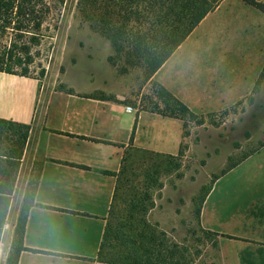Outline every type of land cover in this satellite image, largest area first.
Returning <instances> with one entry per match:
<instances>
[{
    "label": "rangeland",
    "instance_id": "1",
    "mask_svg": "<svg viewBox=\"0 0 264 264\" xmlns=\"http://www.w3.org/2000/svg\"><path fill=\"white\" fill-rule=\"evenodd\" d=\"M45 3L48 13L41 27L40 44L31 50L34 59L29 67V77L40 80V105L50 103L54 91L71 89L74 95L83 96L78 101L82 105H90L87 97L103 92L118 98L133 113L137 109L149 111L151 82L156 80L145 81L139 66L120 73L107 62L112 48L89 28L78 11V0ZM173 58L177 63L174 72H186L181 99L204 123L198 126L186 121L183 130L179 121L180 140L175 138L172 143L175 150L178 148L174 154H163L166 158L161 161L170 164V171L160 178L163 187L153 193L154 209L148 217L167 233L172 244L184 250L189 264H215L217 237L202 228L192 200L226 166L228 158L236 160L264 141V81L254 90L264 66V15L239 0H224ZM156 78L165 87L170 83L164 73ZM156 119L154 114L144 115V145L150 146V138L161 142L164 136L175 133L174 127L164 126L160 118L157 126ZM103 129L109 130L110 126L97 128ZM117 133L119 138L122 133ZM141 150L131 152L127 175L120 182L121 190L128 195L142 191L144 167L155 160ZM236 175L244 178L247 173ZM9 229L10 221L2 235L0 256Z\"/></svg>",
    "mask_w": 264,
    "mask_h": 264
},
{
    "label": "crops",
    "instance_id": "2",
    "mask_svg": "<svg viewBox=\"0 0 264 264\" xmlns=\"http://www.w3.org/2000/svg\"><path fill=\"white\" fill-rule=\"evenodd\" d=\"M173 55L149 81L156 80L186 104L181 99L186 72H174ZM161 73L169 78L167 87L156 78ZM41 92L37 78L0 72V118L31 126L4 227L5 231L10 221L0 264L5 263L24 206L28 210L23 246L35 251H21L17 264H106L96 258L110 209L112 203L123 208L128 193L121 190L116 176L103 172L118 173L124 158L122 180L133 151L174 154L172 143L180 140V120L138 109L127 112L111 101L90 98V105H82L78 102L82 97L60 91L53 92L50 103L40 105ZM152 114L164 126L172 125L175 133L161 142L150 138L149 146L141 142V135L144 115ZM103 125L110 129L97 130ZM117 132L122 133L119 138ZM244 173V178L236 175ZM248 181L255 184H244ZM153 209L146 219L157 225L148 217ZM199 221L207 232L217 234L215 264H264V146L214 183Z\"/></svg>",
    "mask_w": 264,
    "mask_h": 264
},
{
    "label": "trees",
    "instance_id": "3",
    "mask_svg": "<svg viewBox=\"0 0 264 264\" xmlns=\"http://www.w3.org/2000/svg\"><path fill=\"white\" fill-rule=\"evenodd\" d=\"M223 1L78 0L77 5L89 28L109 42L112 54L106 58L107 62L120 73L139 66L143 70L144 80L149 81ZM239 1L264 15V0ZM47 13L45 0H0V72L29 76V67L34 59L31 50L40 44V31ZM263 81L264 66L254 90H258ZM59 91L73 94L71 89ZM151 93V113L182 121L183 130L186 121L198 126L204 123L202 117L160 84L153 83ZM87 98L122 104L116 97L103 92ZM225 113L226 111L221 114ZM30 131L31 126L28 124L0 118V243ZM263 146L264 141H261L238 159L228 158L226 166L213 175L207 185L200 188L192 200L197 220L202 204L214 183ZM144 153L155 160L144 167L142 191H132L125 198L126 205L123 208L117 209L112 203L96 259L106 264H189L182 252L184 250L172 244L165 232L146 219L154 206L152 195L162 189L160 178L169 173L170 164L161 161L166 158L162 154L147 151ZM123 161L124 158L118 173L103 174L116 176L117 182H121L120 177L125 174L126 168ZM72 166L87 169L85 166ZM177 166H173V169ZM126 181L128 182V179ZM118 189L117 186L114 201ZM27 210L25 206L22 207L18 215L4 264H17L21 251L29 250L23 246ZM206 233L217 235L213 232Z\"/></svg>",
    "mask_w": 264,
    "mask_h": 264
},
{
    "label": "built area",
    "instance_id": "4",
    "mask_svg": "<svg viewBox=\"0 0 264 264\" xmlns=\"http://www.w3.org/2000/svg\"><path fill=\"white\" fill-rule=\"evenodd\" d=\"M126 111H127V112H131V108H130V107H127V108H126Z\"/></svg>",
    "mask_w": 264,
    "mask_h": 264
}]
</instances>
